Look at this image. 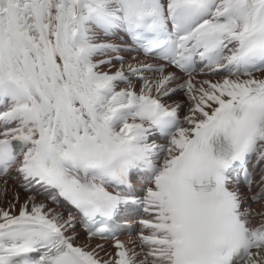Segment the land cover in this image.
<instances>
[{
	"label": "snow or ice",
	"instance_id": "1",
	"mask_svg": "<svg viewBox=\"0 0 264 264\" xmlns=\"http://www.w3.org/2000/svg\"><path fill=\"white\" fill-rule=\"evenodd\" d=\"M0 264H264V0H0Z\"/></svg>",
	"mask_w": 264,
	"mask_h": 264
}]
</instances>
